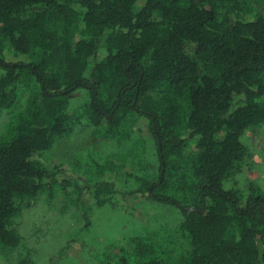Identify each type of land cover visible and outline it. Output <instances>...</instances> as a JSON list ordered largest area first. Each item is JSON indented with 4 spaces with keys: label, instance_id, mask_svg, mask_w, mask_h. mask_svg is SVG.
I'll return each mask as SVG.
<instances>
[{
    "label": "trees",
    "instance_id": "16d2710c",
    "mask_svg": "<svg viewBox=\"0 0 264 264\" xmlns=\"http://www.w3.org/2000/svg\"><path fill=\"white\" fill-rule=\"evenodd\" d=\"M0 69V247L25 250L18 264H35L26 212L74 187L98 207L134 196L183 216L106 264H264V191L225 186L249 155L242 136L264 125V0H0ZM80 88L90 102L73 113ZM132 113L149 121L157 182L120 191L130 175L109 162L82 187L45 161L78 126L115 137Z\"/></svg>",
    "mask_w": 264,
    "mask_h": 264
},
{
    "label": "rangeland",
    "instance_id": "374dc122",
    "mask_svg": "<svg viewBox=\"0 0 264 264\" xmlns=\"http://www.w3.org/2000/svg\"><path fill=\"white\" fill-rule=\"evenodd\" d=\"M27 98L28 92L18 98L14 112L25 106ZM89 102L87 89L80 88L70 97L71 111L78 113ZM10 121V114L0 117V132ZM148 123L145 117L132 113L115 137L109 136V126L96 128L88 123L78 126L72 135L44 153V159L50 166H62L74 172L73 182L82 187L98 176L96 165L109 162L123 164L130 175L117 179L120 191L136 189L138 178L155 183L159 166ZM242 142L248 147L249 155L225 186L247 191L253 185L264 191V125L247 130ZM86 218L91 225H86ZM182 221L178 208L140 197H127L113 205L98 207L92 195H83L74 187L58 188L52 197L41 195L24 215L20 229L32 249L35 264H106L114 259L116 245L165 228L176 229ZM24 256L25 250L21 248L0 247V264H18Z\"/></svg>",
    "mask_w": 264,
    "mask_h": 264
}]
</instances>
